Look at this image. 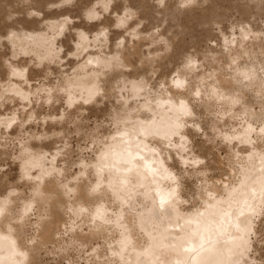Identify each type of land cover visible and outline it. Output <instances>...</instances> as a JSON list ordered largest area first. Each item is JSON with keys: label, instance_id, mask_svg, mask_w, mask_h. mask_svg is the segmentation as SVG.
Here are the masks:
<instances>
[{"label": "bare ground", "instance_id": "1", "mask_svg": "<svg viewBox=\"0 0 264 264\" xmlns=\"http://www.w3.org/2000/svg\"><path fill=\"white\" fill-rule=\"evenodd\" d=\"M96 1L85 16L101 21L96 24L102 26L89 33L73 24L72 35L79 47L68 54L77 61L62 90L67 103L70 99L74 107L79 103V111L85 110L82 104L101 110L110 103L105 114L109 124L104 122L107 131L100 132L102 120L96 123L92 136L88 135L94 144L92 155L80 156L74 173L64 174L63 160L69 158L65 152L58 158L60 145H51L54 150L33 149L55 130L29 134L32 140L28 147L23 145L21 177L28 182L33 179L37 185L29 191L31 197H23L19 205L16 197L24 194L22 189L14 188L13 196L0 200V264H42L50 259L46 256L54 257L56 248L62 250L67 264H264V246L259 247L260 241H256L264 230V40L260 30L242 26L244 36L249 35L247 43L244 37L236 36L230 40L225 37L226 44L215 40L216 47L206 48L200 57L203 63L221 62L217 66L206 67L204 63L200 69V57L189 54L171 70L172 75L166 76L162 52L156 48L145 59L139 42L160 35L161 40L173 42L178 33L168 37L167 27L165 32L156 31L157 35L139 29L130 40L120 29L115 34L123 43L114 39L110 45L114 25L123 19L122 29L130 33L136 24L130 27L128 23L136 15L128 6L124 14H117L116 22L108 23L113 11L105 10L116 0ZM207 1L212 2L166 0L159 13L164 17L161 19L168 20L164 9L172 4L171 18L175 20L177 13L187 10H182L184 7L197 6L203 11ZM100 5L103 8L99 10ZM139 7L135 10L141 21L147 18L150 6L142 0ZM74 21L67 15L62 21L54 19L50 26L62 32ZM23 34L24 39L30 36L34 44L44 46L42 58L52 59L60 51L55 50L54 40L46 32ZM18 39L24 40L11 35L12 41ZM168 44L171 47L172 43ZM145 67L149 71L142 72ZM14 72L22 73L18 69ZM154 75L160 77L154 81ZM11 89L21 97L27 94L14 82ZM93 92L97 94L89 101ZM47 96V100L51 98L49 93ZM182 103L192 116L183 114ZM62 115L63 120L52 119ZM66 116L63 111L39 121L63 125ZM17 120L21 121L16 112L0 115L5 127ZM179 124L184 125L183 130L177 128ZM194 124L200 128L190 127ZM181 136L192 141L188 151L179 147L186 143ZM223 141L229 148L235 146L230 149L235 157L228 152L226 161V155L218 152ZM236 143L247 144L249 152H241ZM197 157H204L205 163H192ZM214 170L218 172L211 176ZM89 245V257L82 263L79 253Z\"/></svg>", "mask_w": 264, "mask_h": 264}, {"label": "rangeland", "instance_id": "2", "mask_svg": "<svg viewBox=\"0 0 264 264\" xmlns=\"http://www.w3.org/2000/svg\"><path fill=\"white\" fill-rule=\"evenodd\" d=\"M141 1L142 0H116L114 3L111 2L112 6H109L108 10H105L106 12L113 11L108 15V23L112 24L116 22L117 14H124V8L129 6L131 8L133 7L136 18L134 17L133 19H130L129 23L131 20L134 22L130 24L128 23V25L133 27L136 24V29H131L129 33V31H124L125 27L117 28L115 27V24L113 27L114 29L109 33L113 35H110V38H113L110 39L111 43H109L110 45L113 44L115 42L114 39H116V41L121 40L120 38L117 39V35L115 34L116 31L118 33L120 29L121 33L122 31L124 32L122 34L129 36L130 40H132L134 31L139 29L153 32H156V29H159V32L165 29L163 31L165 32L167 27L168 37H171L172 32L173 34L178 33L173 42L168 39V43H172L171 47H169L167 40L160 39L161 35L152 40L147 36L142 38L139 42V46L142 48L143 57L145 59L149 56V51H154L156 48L158 51L162 52L163 57L161 60L164 65L167 64L166 66H168H163L165 69H162L164 72L166 71V76L172 75L174 72H171V70L176 65L183 63L189 54L193 57L197 54L196 58H198L202 56L201 53H203L206 48L210 46L216 47V44L221 41L226 44L227 41H225V37H227V40L232 39L234 36L239 38L244 37L245 43H247V41H250L248 39L249 35L244 36L245 32L241 30L242 26H250L254 30H260L261 37L264 40V0H212L210 4V1H207L209 5H207L205 1L203 3L207 6L202 7L203 11L198 10L201 8H195L197 6L191 8L184 7L185 4L183 3L180 4L181 6L184 5L182 6V8L184 7L182 10L185 8L187 10L182 11V13H177L175 20L171 18L173 13V5L171 4L168 9H164L166 12L165 18H169V21L161 19L164 17H162L159 12L163 9L164 4L161 6L158 0H147L150 6V11L148 12L147 18H143L139 21L140 17L138 13H136V10L141 9L139 7ZM175 1L178 2L179 0ZM96 2V0H0V115L9 116L13 112H16L21 119V121L17 120V122H14L11 127H5L0 123V200L8 195H12L11 190L14 188L22 189L24 194L20 197H16L19 205L23 197H26L27 199L31 197L32 194L29 191L37 185V181L32 179L28 182L25 178L23 179L21 177L23 149L25 146L28 147L27 142L32 140H30L29 134L34 136L37 132H45V130L53 132L55 130L54 135H51L49 139L43 142L34 144L33 149L41 146L52 150L53 148H50L52 147L51 145H60L62 150L58 153V158L63 157L61 155L63 152H65L64 156L67 155V158H69L66 159V157H64L66 162L62 158L63 163H65V167L62 170L64 174L74 173V170L79 167L78 162L80 156L83 155L84 157H89L92 155L91 148H93L92 146H94V144L91 141V133L94 130L96 123L99 124L102 120L103 122L100 127V132L107 131L106 126L109 124V121L107 122L109 116L106 118L105 114L107 115L109 113L110 103L107 106H103L101 110H98L100 108L98 107L97 109L96 106L93 107L95 108L93 110L91 105L82 104L85 110L79 111L77 109L79 108L77 107L79 103L76 107H74V105H72V107L68 106L66 93L62 90V88L65 87V83L68 81L66 80L67 75L73 74L74 60L77 61V59L72 58L70 54H68L71 49L76 50V36L72 35L73 24L78 23L79 28H83L89 33L98 30V28L102 26V24H100L101 26L96 24L101 21H96L94 18L85 16V11L92 8ZM164 2H166V0H164ZM111 7L113 9H111ZM101 8H103V6L100 5L97 9L100 10ZM67 15L75 21L69 22L63 28L62 32L59 28L53 29L50 26L54 19L62 21ZM140 16H142V14ZM161 24L163 27H161ZM168 27H172L171 30H169L170 28L168 29ZM27 31L46 32L52 36L55 50H60L57 52V56L54 55L52 59L47 57L42 58L41 56L45 52L44 46L34 44V41L30 36H27V38L24 39L26 36H24L23 33ZM13 33L20 35L24 40L18 39L12 41L11 35ZM215 40H217V43ZM151 41H153V43H151ZM129 44H131V42ZM151 46L154 47L149 50L148 48ZM199 59L202 60L201 57ZM170 60L173 61L172 64L168 63ZM203 61L204 60L199 61L200 63L202 62L200 64L201 67H199L200 69L203 67L202 64L204 65V63L206 67H210L213 64L216 66L221 64V62L217 63V61L212 63H208L209 61L203 63ZM199 62H195L196 66L199 65ZM13 67L14 71L15 69L21 70L23 75H14ZM145 71H149V69L145 67L142 72ZM160 76L157 77V75H154L153 78L156 79L153 80H157ZM12 82L20 85V87L27 93V99H23V96L21 97L15 94L16 92L11 89ZM49 89L51 90L50 92L47 91ZM48 93L51 95V98L47 100L46 96ZM49 100L50 103H46V101ZM86 107H90L91 109L89 108L86 110ZM91 110L92 112H88ZM63 111H66L67 115L66 119L63 121V125L57 121H53L54 119L51 123H43L42 121H39L44 116L60 115ZM94 111L98 112L96 113ZM23 121L25 122L23 123ZM104 122H107L108 124ZM76 124L81 125V127L78 128ZM58 130L63 131L56 135ZM201 138L200 140H202ZM25 143L26 145L23 147ZM224 145L221 146L222 148H220V145L218 146V148H220L218 149V152L221 153L220 155H226L225 161L227 159L229 160V153L232 154L230 156L235 157L234 153H231L230 150H233L235 146L229 148V146L227 147ZM236 145H239V150H241V152H249V146L247 144L236 143ZM203 149L207 148L203 147ZM199 151H201L200 154L203 156L208 155L206 150ZM213 154V157L215 158L216 151H214ZM206 158L209 159V157ZM66 164L68 166H66ZM214 172H218V170H214L210 175L216 176V173ZM224 177H226V175H224ZM51 182H47V185H50ZM59 209L61 210L60 205ZM36 219L38 218L36 217L35 221ZM58 233L61 234L60 229H58ZM261 233L262 234H258V238H256L257 240L255 239L256 241H260L259 243L257 242L259 247L264 246V230ZM65 237L66 235H64V238ZM59 238H62V234ZM90 247L91 245H89L86 250L79 253V257H82V263L85 258L89 257L87 252L90 250ZM57 250L58 249L56 248L53 251L54 257H52V255L46 256L50 259L46 258L47 261L42 264H67V258L61 256L62 250ZM263 250L264 247L261 251L264 252ZM74 259L79 262V258Z\"/></svg>", "mask_w": 264, "mask_h": 264}, {"label": "clouds", "instance_id": "3", "mask_svg": "<svg viewBox=\"0 0 264 264\" xmlns=\"http://www.w3.org/2000/svg\"><path fill=\"white\" fill-rule=\"evenodd\" d=\"M158 2L160 3L161 6H163V4H164V0H158ZM187 2H188V3H194L195 0H187ZM130 18H131V17H129V19H130ZM125 23H126V22H125L123 19H121L120 22L116 25V27H117V28H119V27H123ZM156 31H159V29H156ZM161 39H163V38H161ZM120 43H121V44L123 43V40H122V39L120 40ZM76 47H79V45H76ZM70 55H71V53H70ZM13 74H14V75H15V74L23 75V73H16V72H14ZM174 83L178 84L179 82H178V81H174ZM161 87H163V85H161ZM47 91L50 92L51 90L49 89V90H47ZM96 94H97L96 92H93V93L90 95V97H89V101H90V100H91ZM22 98H23V99H27V98H28V97H27V94H24ZM89 101H85V103H88ZM46 103H50V100H49V101H46ZM72 104H73V101L70 99V100L68 101V106H69V107H72ZM181 111L183 112V114H184L185 116H192V115H193V113L190 111V109L188 108V106H187L185 103H182V104H181ZM63 118H64V117H63V115H62V116H60L59 118H57V117H53L52 119H54V120H55V119H61V120H63ZM190 127H193L194 129H199V128H200L199 124L190 125ZM177 128L180 129V130H183V129H184V125H183V124H179V125H177ZM176 134L178 135L179 132H177ZM181 139H182L183 141H185L186 143L179 145V147H181L184 151H188L189 149H188L187 145H188V144H191L192 141L189 140L186 136H181ZM184 163L187 164L188 161L185 160ZM192 163L197 164V165H199V164H203V163H205V158H204V157H197L196 159H194V160L192 161ZM172 178H173V179H177L175 176H173ZM262 193H264V188H262ZM249 231H251V229H249ZM252 264H256V262L253 261Z\"/></svg>", "mask_w": 264, "mask_h": 264}]
</instances>
